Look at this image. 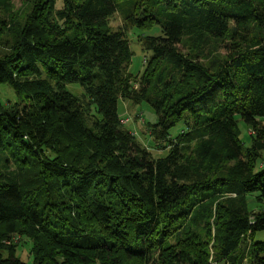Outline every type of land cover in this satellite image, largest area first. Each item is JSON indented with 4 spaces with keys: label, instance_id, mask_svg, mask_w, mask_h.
<instances>
[{
    "label": "trees",
    "instance_id": "trees-1",
    "mask_svg": "<svg viewBox=\"0 0 264 264\" xmlns=\"http://www.w3.org/2000/svg\"><path fill=\"white\" fill-rule=\"evenodd\" d=\"M12 1L0 264H264V0ZM134 29L159 31L138 36L136 77ZM119 100L153 109L164 156L124 129Z\"/></svg>",
    "mask_w": 264,
    "mask_h": 264
},
{
    "label": "rangeland",
    "instance_id": "rangeland-1",
    "mask_svg": "<svg viewBox=\"0 0 264 264\" xmlns=\"http://www.w3.org/2000/svg\"><path fill=\"white\" fill-rule=\"evenodd\" d=\"M25 0H13L14 9L19 10L23 6V2ZM111 27L113 30H117L122 25V18L119 15H115L111 18L110 21ZM140 34H159L157 29L153 30H132L128 35V40L130 42V49L132 51V57L129 65V73L136 77L142 74L144 70V58L146 54L144 53L142 46L139 42L138 36ZM185 53L188 52L187 46H184ZM68 90L74 95L79 96L83 90L78 84H71L68 86ZM0 101L4 104H14L18 101V96L8 85H0ZM118 114L119 118L123 121L127 120L124 124V129L132 132L135 136H137V141L141 143L143 147H146L149 151H151L154 158H161L166 153L164 151H155L152 150L151 145L152 140L149 137L148 126L152 125L156 121V114L153 109L145 102L140 104H134L130 101L119 100L118 101ZM239 128L241 130V138L242 142L245 146H249L250 140L248 138V131L244 127L243 123L239 124ZM253 200V199H252ZM254 201H251L252 204ZM260 237V235H258ZM257 236V237H258ZM25 242L24 247L21 248V251L18 253L20 258L25 262H32V257L30 256V243L23 240Z\"/></svg>",
    "mask_w": 264,
    "mask_h": 264
},
{
    "label": "built area",
    "instance_id": "built-area-1",
    "mask_svg": "<svg viewBox=\"0 0 264 264\" xmlns=\"http://www.w3.org/2000/svg\"><path fill=\"white\" fill-rule=\"evenodd\" d=\"M126 122H127V120H125V121L122 120V123H123V124H125Z\"/></svg>",
    "mask_w": 264,
    "mask_h": 264
}]
</instances>
